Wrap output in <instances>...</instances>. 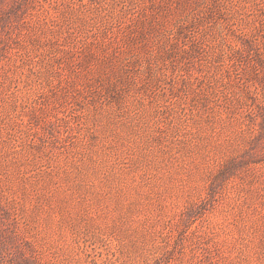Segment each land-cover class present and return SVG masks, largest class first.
I'll return each mask as SVG.
<instances>
[{
	"label": "rangeland",
	"instance_id": "1",
	"mask_svg": "<svg viewBox=\"0 0 264 264\" xmlns=\"http://www.w3.org/2000/svg\"><path fill=\"white\" fill-rule=\"evenodd\" d=\"M0 264H264V0H0Z\"/></svg>",
	"mask_w": 264,
	"mask_h": 264
}]
</instances>
